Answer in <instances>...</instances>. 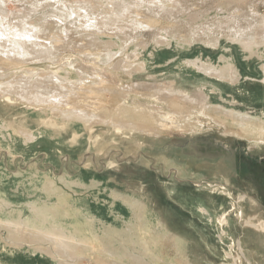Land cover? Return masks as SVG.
I'll use <instances>...</instances> for the list:
<instances>
[{
	"label": "bare ground",
	"instance_id": "6f19581e",
	"mask_svg": "<svg viewBox=\"0 0 264 264\" xmlns=\"http://www.w3.org/2000/svg\"><path fill=\"white\" fill-rule=\"evenodd\" d=\"M9 1L17 2L21 5V10L9 12L6 7ZM198 4L210 5L220 12H226V15L217 17L218 14L215 13L216 18L198 23L197 19L205 16L199 11ZM245 4L248 10L239 9ZM258 4L264 5V0H201L200 3L194 0H0V101L7 108L11 103L24 104L28 111L34 113L37 129L48 133L50 131L51 136H59L62 132L71 130L76 137V131L80 129L87 132L90 144L94 147L101 145L102 149V145L115 142L117 138L134 143L142 139L144 134L157 135L166 127L190 130L201 127L205 122L208 125L215 122L213 126L219 125L222 128H228L230 124L228 129L231 134L243 137L241 132H244L249 140L252 139L250 143L247 142L249 149L253 146L259 147L264 144V114L256 115L246 110L210 106L202 90L189 94L175 85L167 86L162 91L157 88L151 90L152 87L148 84L147 87L139 83H128L122 75L132 78L137 69L133 66L134 60L124 53L137 41V37L129 35L123 46L116 47L117 51H113L115 42L102 39L104 36L119 37V33L126 28L132 29L133 33L153 28L160 31L163 29L169 35V29H175L172 34L188 42L201 41L216 46L220 42L219 35L222 38L226 35L240 43L249 53L254 48L261 52L264 51V14L256 9ZM145 13L149 16H143ZM183 13H187L190 19L184 22L192 30L190 35H180L181 24L174 19L176 14ZM163 18L169 21L165 28L160 24ZM106 30L112 33L108 34ZM187 65L227 82L234 83L239 79L238 71L231 60H227L222 66H216L195 59L187 61ZM72 73L75 74L74 77ZM262 81L264 82V64ZM123 83L125 86H122ZM151 103L155 107L150 106ZM195 107L197 108L193 109ZM198 113L213 119H206L205 122L197 119L194 122L193 118ZM173 117L176 118L175 121ZM181 120L184 121L183 126ZM190 120L192 121L189 122ZM2 123L5 127L12 123L11 127L18 131L24 141L35 137L33 130L25 125L24 116L11 123ZM98 125L100 127L97 129L104 128V132L96 133ZM136 142L135 145H138ZM134 147L133 149L137 148ZM159 160L161 159L157 162ZM172 171L175 182L167 183L166 186L169 187V192H174V196L178 189H186L188 183H191L198 192L201 189L215 190L229 197L227 206L210 200L213 199L210 196L190 197V201L198 204V214L207 217L210 224L213 223L210 206L224 210L222 217L220 216L222 219L218 221V237L221 242L224 236L232 237L233 234L222 228H230L236 224L244 231L245 239L254 243L257 250L258 247L264 248V220L257 219L254 215L247 217L240 205L248 199L252 206L257 207L255 199L243 193L240 196L232 195L233 192L226 185L219 184L220 182L196 181L190 176H184L185 172L181 169ZM49 184L52 183L49 181ZM117 197L127 205L132 215L131 219L124 221L119 227L99 223L96 216L87 214H83L88 220L86 227L64 224L59 219L58 205L47 196L45 201L40 200L38 204L30 203V217L24 219L17 213L7 218V228L12 234L23 230L31 231L32 241L45 242L61 257L73 259L80 251L89 250L90 241L94 240L103 242L110 256L113 254L117 260L120 257L134 264H149L155 260L147 253V245L137 244L138 240L134 241L139 232L143 234L154 231L162 236L169 235L174 242L175 252L181 256L183 262L205 264L203 254L191 253L193 243L187 242L180 231L173 228L175 234L170 236L167 222L164 218H155L150 212L153 208L144 200L136 198L134 194H127L128 198H123V194L117 193ZM201 201L206 202L207 206L200 204ZM189 202L185 205L188 206ZM73 219L79 221L81 216L75 214ZM39 242L34 245L39 247ZM235 245L244 252L245 249L237 243ZM190 247L192 250L189 254Z\"/></svg>",
	"mask_w": 264,
	"mask_h": 264
},
{
	"label": "rangeland",
	"instance_id": "374dc122",
	"mask_svg": "<svg viewBox=\"0 0 264 264\" xmlns=\"http://www.w3.org/2000/svg\"><path fill=\"white\" fill-rule=\"evenodd\" d=\"M194 1L200 3L201 0ZM198 6L199 11L205 15L197 19L198 23L216 18L215 13L218 14L217 17L226 15V12H220L210 5ZM6 7L9 12L22 8L12 1L7 2ZM247 7L245 4L239 9L246 11ZM256 9L264 14L263 4H258ZM146 15L149 16L148 13L143 16ZM174 19L181 24L180 35L191 34L192 30L184 24L185 20H190L187 13L176 14ZM160 21L164 28L169 24L165 18ZM169 30L171 36L163 29L160 31L153 28L133 33L132 29L126 28L119 33V37H102L103 40L115 42L113 51H117L118 46H123L129 35L137 37V41L135 40L124 53L134 60L132 63L137 70L132 78L123 74L124 81L147 87L149 85L151 90L157 88L163 91L170 85H175L189 94L202 90L210 106L246 110L256 115L264 114V51L259 53L254 48V51L249 53L240 43L227 38L226 35H223V38L219 35L220 42L216 46L201 41L188 42L172 34L175 29ZM106 32L112 33L110 30ZM134 53L137 55H133ZM195 59L216 66H222L224 62L231 60L238 71L239 79L232 84L203 74L187 65V61ZM71 75L75 76L74 73ZM124 84L122 86H125ZM163 97L164 95L161 96ZM12 104H8L10 106L7 108L0 101V264H134L120 257L117 260L113 254L110 256L104 243L94 240L90 241L89 250L80 251L73 259L61 257L45 242L32 241L31 231L23 230L12 234L7 228V218L17 213L24 219L30 217V203L38 204L40 200L45 201L47 196L58 205L59 219L64 224L86 227L88 220L83 214H87L96 216L99 223L119 227L124 221L131 219L132 215L127 205L117 197V193L123 194V198H128L127 194H134L136 198L144 200L153 208L150 212L155 218H164L167 222L170 236L175 234L173 228L180 231L187 242L193 243V250L192 247L188 248V253L192 250L193 254H203L205 264H264V248L258 247L257 250L254 243L245 239L244 231L236 224L230 228L223 227L222 229L233 234L232 237L224 236L223 242L219 240L218 221L224 210L210 206L213 220L210 224L207 217L200 216L196 211L197 202L190 201V197L210 196L209 198H213L210 200L227 206L229 197L225 193L206 189L198 192L194 185L188 183L186 189H178L174 196V192H169L170 189L166 186L167 183L175 182L172 170L177 168L185 172L184 176H190L196 181L220 182L219 184L226 185L225 187L233 192L232 195L240 196L243 193L255 199L257 207L252 206L248 199L240 205L247 217L254 215L255 218L264 220V144L249 149L247 142L250 143L252 139L249 140L247 134L241 132L243 137L231 134L228 129L230 124L228 128L213 126L215 122L208 125L205 121H212L213 118L198 113L193 121L198 119L205 123L197 129L166 127L157 135L144 134L143 138L138 140L139 143L137 140L132 143L117 138V144L110 141V145H102L103 150L101 145L94 147L90 144L87 132L80 129H77L76 137L71 130L62 132L59 136H51L50 131L48 133L37 129L34 113L28 111L22 103ZM23 116L25 125L35 134L29 141H24L18 131L11 127V122ZM173 118L175 121L176 118ZM7 121L11 124L5 127L2 122ZM180 123L184 125L183 120ZM99 127L98 125L96 129ZM104 130L97 129L96 133H102ZM237 141L241 144L238 145ZM135 142L138 145H135ZM134 146L137 148L133 149ZM158 159L161 160L157 162ZM193 159L196 162L192 161ZM49 181L52 184H49ZM132 188H136L138 192ZM186 202L190 204L187 206ZM205 203L201 201L200 204L207 206ZM75 214L81 216L79 221L73 219ZM229 217L231 218V215ZM139 233L135 235L134 241L138 240L137 244L147 245V253L155 259L149 264H191L183 262L181 256L175 252L174 242L169 235L162 236L154 231ZM233 241L245 249L243 253ZM37 242L40 243L39 247L34 245Z\"/></svg>",
	"mask_w": 264,
	"mask_h": 264
},
{
	"label": "flooded vegetation",
	"instance_id": "af4514ba",
	"mask_svg": "<svg viewBox=\"0 0 264 264\" xmlns=\"http://www.w3.org/2000/svg\"><path fill=\"white\" fill-rule=\"evenodd\" d=\"M236 143H237L238 145H240V144H241V143H240V142H238V141H237Z\"/></svg>",
	"mask_w": 264,
	"mask_h": 264
}]
</instances>
